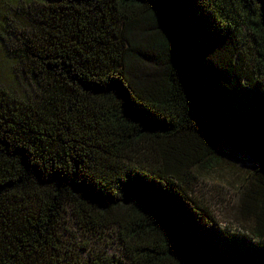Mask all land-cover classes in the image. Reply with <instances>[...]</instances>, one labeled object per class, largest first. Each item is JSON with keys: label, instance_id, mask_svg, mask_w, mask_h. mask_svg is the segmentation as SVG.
<instances>
[{"label": "trees", "instance_id": "trees-1", "mask_svg": "<svg viewBox=\"0 0 264 264\" xmlns=\"http://www.w3.org/2000/svg\"><path fill=\"white\" fill-rule=\"evenodd\" d=\"M13 1L0 264H264V0ZM225 158L252 168L246 233L195 200L194 168ZM91 236L119 255L82 259Z\"/></svg>", "mask_w": 264, "mask_h": 264}, {"label": "rangeland", "instance_id": "rangeland-1", "mask_svg": "<svg viewBox=\"0 0 264 264\" xmlns=\"http://www.w3.org/2000/svg\"><path fill=\"white\" fill-rule=\"evenodd\" d=\"M4 1L0 0V18ZM11 4L14 5L13 0H11ZM3 52L4 50L0 47V82L5 86L17 89L18 85L13 75V66ZM251 170L249 164L231 158L221 160L220 163H208V165L194 168L195 200L218 223L219 227L228 229L231 232H247L248 221L244 220L239 214V190ZM80 233V230H72L69 233L70 235H67L64 230H61L60 244L62 246L71 244L74 249L76 244H80V240L84 239L83 236H80ZM67 247L69 248V246ZM101 252L118 256V244L112 239L91 236L90 241L87 242L86 251L80 253L77 250V253L85 260L87 253L100 255Z\"/></svg>", "mask_w": 264, "mask_h": 264}]
</instances>
